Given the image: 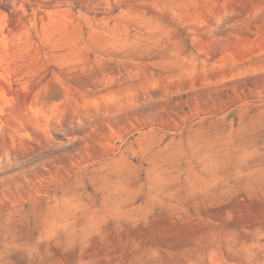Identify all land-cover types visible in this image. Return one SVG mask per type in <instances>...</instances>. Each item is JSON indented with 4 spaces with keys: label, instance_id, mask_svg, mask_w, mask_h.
I'll return each instance as SVG.
<instances>
[{
    "label": "rangeland",
    "instance_id": "rangeland-1",
    "mask_svg": "<svg viewBox=\"0 0 264 264\" xmlns=\"http://www.w3.org/2000/svg\"><path fill=\"white\" fill-rule=\"evenodd\" d=\"M0 264H264V0H0Z\"/></svg>",
    "mask_w": 264,
    "mask_h": 264
}]
</instances>
